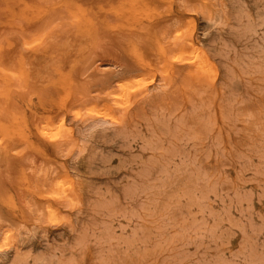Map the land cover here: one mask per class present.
Returning a JSON list of instances; mask_svg holds the SVG:
<instances>
[{
  "label": "rangeland",
  "instance_id": "374dc122",
  "mask_svg": "<svg viewBox=\"0 0 264 264\" xmlns=\"http://www.w3.org/2000/svg\"><path fill=\"white\" fill-rule=\"evenodd\" d=\"M0 264H264V0H0Z\"/></svg>",
  "mask_w": 264,
  "mask_h": 264
},
{
  "label": "bare ground",
  "instance_id": "6f19581e",
  "mask_svg": "<svg viewBox=\"0 0 264 264\" xmlns=\"http://www.w3.org/2000/svg\"><path fill=\"white\" fill-rule=\"evenodd\" d=\"M190 21H191V20H190ZM190 21H189V22H190ZM187 23H188V22H187ZM190 24H191V26H192V23H190ZM185 26H187V25H185ZM187 28H189V26H188ZM184 29H185V27H184ZM190 29H191V28H190ZM179 31H180V29H179ZM184 31H185V30H184ZM177 32H178V31H177ZM190 43H191V42H190ZM194 45H195V44H194ZM180 47H182V46H180ZM195 47H196V46H195ZM179 49H180V48H179ZM196 49H197V48H196ZM198 49H199V48H198ZM176 51H179V50H176ZM184 61H185V60H184ZM186 61H187V60H186ZM147 62H148V61H147ZM199 62H200V61H199ZM134 71H135V70H130V69L125 68V67L115 68L114 71L111 73V77H112V78H116V77H118V76H120V75L130 74V73H132V72H134ZM142 76H143V75H142ZM142 76H141V77H142ZM141 77H140V78H141ZM136 78H137V76H136ZM116 79H117V78H116ZM125 79H126V78H125ZM125 79H124V80H125ZM134 80H135V79H134ZM137 80H138V79H136L135 81H137ZM127 81H129V79H127ZM140 81H141V80H140ZM116 82H117V81H116ZM116 82H115V83H116ZM120 82H121V81H120ZM131 82H133V81L131 80L130 83H131ZM143 82H145V81H143ZM126 83L128 84V82H126ZM130 83H129V85L132 84V83H131V84H130ZM133 83H134V82H133ZM137 83H138V82H137ZM118 84H119V83H118ZM118 84H117V85H118ZM124 84H125V83H124ZM129 85H128V86H129ZM132 86H133V85H132ZM118 87H120V86L118 85ZM123 88H124V85L121 86V89H123ZM128 88H129V87H128ZM123 91H124V90H123ZM120 92H121V91H120ZM116 93H117V92H116ZM123 93H124V92H123ZM117 94H119V93H117ZM120 94H121V93H120ZM122 95H124V94H122ZM119 97H120V96H119ZM93 104H94V103H93ZM101 107H102V106H101ZM101 107H100V108H101ZM94 108H95V107H94ZM96 109H97V108H96ZM87 110H88V109H87ZM72 111H73V110H72ZM104 117H105V116H104ZM44 123H45V122H44ZM46 123H47V122H46ZM46 123H45V124H46ZM48 124H49V123H48ZM48 124H47L46 126L50 129L49 126H51V125L49 124V126H48ZM58 125H59V123H58ZM42 126H43V125H42ZM47 127H46V128H47ZM55 127H56V126H55ZM44 128H45V125H44ZM44 128H43V129H44ZM52 129H53V128H52ZM46 130H48V129H46ZM55 130H56V129H55ZM31 131H32V130H31ZM42 131H43V130H42ZM49 131H50V130H49ZM49 131H47V132H49ZM59 182H60V181H59ZM60 183H61V182H60ZM66 184H67V183H66ZM64 190H65V189H64ZM48 209H49V208H48ZM48 209H47V210H48ZM45 210H46V209H45ZM48 211H50V209H49ZM47 217H48V216H47ZM22 224H23V223H22ZM30 228H31V227H30ZM4 236H5V235H4ZM2 238H3V237H2ZM5 238H6V237H5ZM5 238H4V240H5ZM7 250H8V249H7ZM4 251H5V250H4ZM5 252H6V251H5ZM2 257H3V256H2Z\"/></svg>",
  "mask_w": 264,
  "mask_h": 264
}]
</instances>
